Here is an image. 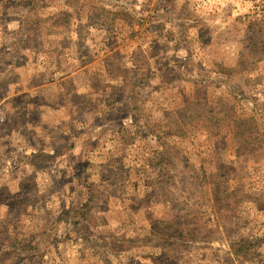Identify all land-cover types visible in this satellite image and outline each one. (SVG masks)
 <instances>
[{"label": "rangeland", "instance_id": "1", "mask_svg": "<svg viewBox=\"0 0 264 264\" xmlns=\"http://www.w3.org/2000/svg\"><path fill=\"white\" fill-rule=\"evenodd\" d=\"M0 264H264V0H0Z\"/></svg>", "mask_w": 264, "mask_h": 264}, {"label": "built area", "instance_id": "2", "mask_svg": "<svg viewBox=\"0 0 264 264\" xmlns=\"http://www.w3.org/2000/svg\"><path fill=\"white\" fill-rule=\"evenodd\" d=\"M208 1L209 0H195V5L200 8L205 5Z\"/></svg>", "mask_w": 264, "mask_h": 264}, {"label": "trees", "instance_id": "3", "mask_svg": "<svg viewBox=\"0 0 264 264\" xmlns=\"http://www.w3.org/2000/svg\"><path fill=\"white\" fill-rule=\"evenodd\" d=\"M242 245L239 246L236 250H234V255H237L238 253L242 252ZM244 251V250H243Z\"/></svg>", "mask_w": 264, "mask_h": 264}]
</instances>
